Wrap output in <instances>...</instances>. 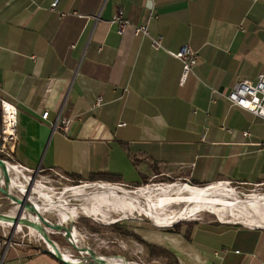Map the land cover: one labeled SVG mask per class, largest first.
Masks as SVG:
<instances>
[{"label": "crops", "instance_id": "1", "mask_svg": "<svg viewBox=\"0 0 264 264\" xmlns=\"http://www.w3.org/2000/svg\"><path fill=\"white\" fill-rule=\"evenodd\" d=\"M152 2L0 0V99L15 108L10 165L121 187L154 171L224 195L235 192L218 183L264 185V120L223 98L264 74V0ZM117 14L127 22L120 35ZM183 44L196 63L180 82L168 52ZM60 117L71 120L64 133L52 126ZM184 232L157 242L177 264H264V219L197 221ZM0 264L62 263L11 245Z\"/></svg>", "mask_w": 264, "mask_h": 264}, {"label": "rangeland", "instance_id": "2", "mask_svg": "<svg viewBox=\"0 0 264 264\" xmlns=\"http://www.w3.org/2000/svg\"><path fill=\"white\" fill-rule=\"evenodd\" d=\"M14 168L17 174L8 169L12 185L22 184L25 188L27 180L32 179V187L50 202L55 199L54 194L62 193L61 197L66 199L68 205L58 200L57 204H52L56 211L51 208L45 211L42 208L38 210L44 219L51 222H60L58 212L63 217L68 215L63 223L72 227L70 242L76 248H84V251L69 245L60 232L49 230L47 233L60 251L82 263L90 261L86 252L92 249L95 255L105 257L106 260L114 259L118 264H166L162 256L154 255L145 245L139 243L140 239L163 247L159 243L164 241L165 232L172 230L183 235L184 229L192 221L210 223L224 218L228 221L238 219L255 222L257 217L264 219V194H258L257 198L251 196L255 191L264 192V185L218 183L217 185L228 187L235 192V195L223 194V197L217 191H209L206 187L208 184L186 182L183 175L177 172L168 171L163 175L154 171V174L142 178L138 185L121 187L116 183H110L122 193L120 194L117 191L107 192L93 187L74 188L91 184L96 186L100 182H82L48 169L33 175L32 171ZM1 180L0 174V186H2ZM101 183L103 184L102 181ZM73 189L82 194L74 195L73 193L76 192ZM126 190H131L135 197L129 196ZM8 191L11 195H19L17 188L13 186L10 188L9 184ZM171 196L176 199L172 200ZM30 197L33 201L37 200L32 193ZM37 202L41 204V201L37 200ZM12 206V203L0 194V212L12 214L14 211ZM242 207L246 209V213L243 212ZM169 218L174 220H168ZM173 221L177 222L173 223ZM116 222L124 223L122 230L129 232L130 235H121L118 230H112L110 225ZM9 230V224L0 222V237L9 238L11 242L16 243V247L40 251L44 245L38 234L31 233L25 226L18 225L13 232Z\"/></svg>", "mask_w": 264, "mask_h": 264}, {"label": "built area", "instance_id": "3", "mask_svg": "<svg viewBox=\"0 0 264 264\" xmlns=\"http://www.w3.org/2000/svg\"><path fill=\"white\" fill-rule=\"evenodd\" d=\"M153 0H143L144 3H149L152 6ZM254 1V0H251ZM55 1L52 2L49 6L53 8ZM111 23L115 24L114 30H116L117 34H122V28L125 27L127 22L120 17V14L113 16L110 20ZM132 30L135 33H142L144 35L147 34L145 25H135L132 26ZM159 39L151 38L150 42L154 48L159 47ZM174 58H177L181 64L180 70V82L186 78V76L190 73L191 66H194L196 63V52L191 49L190 45L183 44L176 49L175 52H168ZM212 92H214L212 90ZM223 98L233 106L246 109L248 112L260 116L261 119L264 120V74L257 73V76L254 81L247 80L244 78L243 80H239L234 82L231 85L229 90L223 94ZM99 97L97 98L95 104H98ZM15 108L7 103V101H3L0 99V155H3L4 161L7 163V154L10 153L12 148L10 147L15 139L14 128L15 126ZM46 113L42 112L41 117L45 118ZM70 119L68 118H59L54 125V128L60 130L62 133L67 131L68 124H70ZM118 126L123 125V123L118 122ZM243 135L246 132H242ZM15 242H11L9 238L0 237V260L3 259L5 250L7 247H11V245H15Z\"/></svg>", "mask_w": 264, "mask_h": 264}, {"label": "water", "instance_id": "4", "mask_svg": "<svg viewBox=\"0 0 264 264\" xmlns=\"http://www.w3.org/2000/svg\"><path fill=\"white\" fill-rule=\"evenodd\" d=\"M38 168L35 167L32 171L33 175ZM0 174L2 177V186H0V194H2L6 199L12 203V208L14 209L13 213H3L0 212V222L9 223L10 232H13L14 229L19 226H25L27 228L32 227L35 229L36 233L38 232L39 235L43 236V240L48 244L47 246L42 245L40 249L42 252L48 253L57 259L62 264H108L105 257L95 255L94 252L91 250H87L89 253L90 261L87 263H74L67 261L62 254V251L55 246V243L52 241L51 238L48 236V231L51 230L53 232H60L65 241L72 245L70 242L71 238V225L66 226L63 222H51L42 216L41 212L38 210L37 207H34V204L31 200L30 193H32V183L33 180H27V185L24 188V191L21 193L19 192L18 196H14L10 194L8 191V184L10 183L9 179V172L7 168V163L0 158ZM103 184H110V183H103ZM111 185V184H110ZM131 191V190H130ZM248 196V195H247ZM177 222V221H176ZM174 222V223H176ZM171 224V223H170ZM170 226V225H169ZM49 247V248H48ZM73 248L79 249V251H84V248L75 247L72 245Z\"/></svg>", "mask_w": 264, "mask_h": 264}, {"label": "bare ground", "instance_id": "5", "mask_svg": "<svg viewBox=\"0 0 264 264\" xmlns=\"http://www.w3.org/2000/svg\"><path fill=\"white\" fill-rule=\"evenodd\" d=\"M7 168L9 169V170H11V172H13L14 174H17V171H16V169L12 166V165H10V164H7ZM9 181H10V183H9V185H10V188H12V186L13 187H15V188H17V190H18V192H22V191H24V185H19V184H14V185H12V182H11V180L9 179ZM2 183V182H1ZM95 184H91V185H82V186H78V187H74V188H81V187H93V188H100L101 190L103 189L104 191H107V192H118V193H120V194H122L121 192H119L117 189H115V187L113 186V185H110V184H102V183H100V184H96V186H94ZM184 187H186L187 189H189L187 186H184ZM207 189H209V191L210 190H214V191H217V192H219L222 196H223V193L222 192H220L219 190H217L216 188H213V187H208ZM189 190H191V189H189ZM32 194H34L36 197H37V200L38 201H41V204L39 203V202H37V200H35V201H33L32 200V202H33V204H34V207H37V208H42L44 211L46 210V209H49V208H51V209H53L54 211H56L55 209H54V206L52 205V204H57L58 203V200L60 201V203H64V204H66V205H68V203H67V201H66V199H64V197H61L62 196V193H60V194H58V195H55L54 194V198L55 199H53L52 200V202H50L49 200H47V199H45L44 197H43V195H41V194H39L38 193V191H36V188L35 187H32ZM64 192V191H63ZM126 192L127 193H129V196H131V197H135V195L133 194V193H131L132 191H129V190H126ZM18 194V193H17ZM74 195L75 194H77V195H81L82 193H73ZM171 195V194H170ZM64 196V195H63ZM171 198H172V200H175L176 198L175 197H172L171 196ZM163 203H168V202H163ZM107 204V203H106ZM80 205V204H79ZM50 210V209H49ZM242 210H243V212H245L246 213V209L244 208V207H242ZM58 214H59V217H60V221H66L67 219L65 218V217H63L62 216V214L61 213H59L58 212ZM149 219V218H148ZM168 220H174V219H168ZM6 224H9V223H6ZM17 228V227H16ZM29 231L31 232V233H35V234H38V237L40 238V240H42V242H43V244L45 245V246H47L48 244L45 242V240H43V236L42 235H39V233L37 232L36 233V231L34 230V228H32V227H29ZM71 232V231H70ZM72 233V232H71ZM71 237H72V234H71ZM49 248V247H48ZM86 253H88V251L86 252ZM62 254H63V257L67 260V261H70V262H74V263H78L79 262V260H76V259H73L71 256H69L68 254H66V253H63L62 252ZM89 254V253H88ZM85 259V258H84ZM83 261V260H82ZM115 260L114 259H111V258H107V263L108 264H118V263H116V262H114Z\"/></svg>", "mask_w": 264, "mask_h": 264}, {"label": "trees", "instance_id": "6", "mask_svg": "<svg viewBox=\"0 0 264 264\" xmlns=\"http://www.w3.org/2000/svg\"><path fill=\"white\" fill-rule=\"evenodd\" d=\"M0 158L1 159H4L3 155H0ZM70 177L73 178V179L76 178L77 180L80 179V178H77L76 176H74V177L73 176H70ZM96 178H98V179L103 178V180H105V181H113V180H111L110 177H108V175L103 174L102 172L100 174H97V177ZM200 185H203V184H200ZM76 193H82V192H76ZM174 222L175 221H173V223ZM193 223H194L193 221L191 223H189V226H187V228H186V230L184 232V235L187 234V232L189 231L190 226H192ZM110 226L113 228L112 230H115V231L118 230V232L121 233V235L122 234L130 235L129 232H127V231L124 232V230H122L123 227H124V223H120V222L118 223V222H116L114 224H111ZM185 237H187V236L185 235ZM139 243H142L143 245H145V247H147V249L149 250V252H153L154 255L162 256L165 259L166 264H177L176 258L172 254V251H169L168 249H166L164 247H161L159 245H153V244L146 243L145 240H141V239H140V242Z\"/></svg>", "mask_w": 264, "mask_h": 264}, {"label": "flooded vegetation", "instance_id": "7", "mask_svg": "<svg viewBox=\"0 0 264 264\" xmlns=\"http://www.w3.org/2000/svg\"><path fill=\"white\" fill-rule=\"evenodd\" d=\"M33 171H34V170H33ZM33 171H32V172H33ZM39 171H41V169L38 168V169L35 171V173L37 174V172H39Z\"/></svg>", "mask_w": 264, "mask_h": 264}]
</instances>
